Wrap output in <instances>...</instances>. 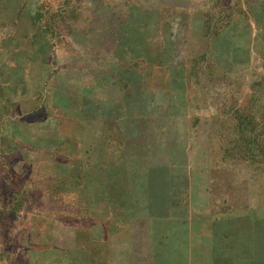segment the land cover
<instances>
[{
    "label": "rangeland",
    "instance_id": "374dc122",
    "mask_svg": "<svg viewBox=\"0 0 264 264\" xmlns=\"http://www.w3.org/2000/svg\"><path fill=\"white\" fill-rule=\"evenodd\" d=\"M0 264H264V0H0Z\"/></svg>",
    "mask_w": 264,
    "mask_h": 264
},
{
    "label": "crops",
    "instance_id": "0c3cea01",
    "mask_svg": "<svg viewBox=\"0 0 264 264\" xmlns=\"http://www.w3.org/2000/svg\"><path fill=\"white\" fill-rule=\"evenodd\" d=\"M29 59L30 60H33L32 57L29 58ZM32 78L33 77H27V79H31V80H32ZM44 84H46V82H43V83L39 84V86H40L41 89H43ZM31 87H32L31 89H34L33 85H31ZM35 87L38 88V86H35ZM47 97H48V92H47ZM19 118H21L20 114H17V115H7V116H5L4 119L8 122L6 125H4V128H2V129H4L6 131L5 132L6 133L5 135H14L15 133H17L16 124L11 125L10 122H12V121H15L16 122V120L19 119ZM15 122H13V123H15ZM35 122H37V120H35Z\"/></svg>",
    "mask_w": 264,
    "mask_h": 264
}]
</instances>
